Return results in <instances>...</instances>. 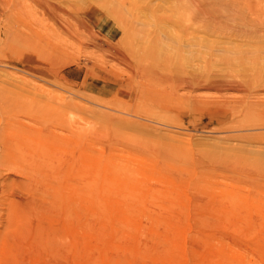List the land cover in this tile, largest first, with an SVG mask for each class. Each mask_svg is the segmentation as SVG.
<instances>
[{"label":"rangeland","instance_id":"374dc122","mask_svg":"<svg viewBox=\"0 0 264 264\" xmlns=\"http://www.w3.org/2000/svg\"><path fill=\"white\" fill-rule=\"evenodd\" d=\"M236 2L1 3L0 236L7 228L9 238L26 240L15 238L20 245L13 250L3 243L0 264H264V0L248 12L225 8ZM47 5L63 9L60 30L52 26ZM48 54L55 66L42 58ZM215 80L223 86L213 88ZM39 102L53 108L47 103L46 113L31 114ZM16 128L32 132L30 138L52 136L46 135L47 145L61 160L78 156L87 143L84 149L103 153L119 169V176L109 177L104 209L71 207L83 219L74 233L64 225L58 247L37 242L32 249L38 227L24 225L30 218L22 215L27 235L21 236L19 224L8 221L11 198L10 204L22 200L29 215L35 213L23 208L25 216H37L26 201L41 183H26L37 177L11 164L21 157L22 141L15 138L26 132ZM130 191L138 202L119 204ZM90 221L102 228L99 241L85 232Z\"/></svg>","mask_w":264,"mask_h":264},{"label":"bare ground","instance_id":"6f19581e","mask_svg":"<svg viewBox=\"0 0 264 264\" xmlns=\"http://www.w3.org/2000/svg\"><path fill=\"white\" fill-rule=\"evenodd\" d=\"M45 1V0H44ZM48 1V0H47ZM237 2L235 3V5H230V4H228L227 5V7H225V6H221V7H225V8H228L229 10H233L234 12L233 13H235L237 10H241V8H245V9H247V12H248V10L250 11L254 6H256V5H259L261 2H262V0H239L240 2H239V4L241 3V5H239L238 4V0H236ZM4 2V0L1 2V0H0V6L2 5L1 3H3ZM5 2H7V0H5ZM40 2H41V0H40ZM46 3V2H45ZM253 3H257L256 5H254ZM47 4V3H46ZM45 4V5H46ZM61 5V4H60ZM63 6H66V5H63ZM219 6V5H218ZM2 7V6H1ZM68 7V9H70L69 8V6H67ZM67 7H65V8H67ZM45 9H46V11L48 12V16H49V19L52 21V23H53V25L52 26H54V27H59V30H60V26H58V21L60 20L59 19V16H61L62 14H59V13H62V10L61 9H59L58 7H54V6H45ZM71 9H72V7H71ZM70 9V10H71ZM222 9H224V8H222ZM244 9V10H245ZM255 9V8H254ZM253 9V10H254ZM61 10V11H60ZM198 10V9H197ZM200 10V9H199ZM229 10H227L229 13H230V11ZM253 10H252V12H253ZM10 12V11H9ZM241 13V12H240ZM64 15V14H63ZM197 15H199L200 16V18H203L204 17V14H197ZM62 17V16H61ZM249 17H251V16H249ZM252 18H254L253 16H252ZM253 20H255V19H253ZM252 20V21H253ZM78 23V22H77ZM86 24V23H85ZM258 25H260V24H258ZM253 26V25H252ZM251 27V26H250ZM63 28H65V27H63ZM256 28V27H255ZM88 29V28H87ZM78 30H79V26H78ZM187 30V29H186ZM185 29H183L182 31H179L178 32V34H177V36L179 37V38H182L181 37V35H179V33H185V32H187ZM262 31V30H261ZM61 32H63L64 34H67V37L68 36H72V33H70L69 32V30L68 29H61ZM78 32V31H77ZM42 33V32H41ZM262 33V32H261ZM49 34V33H48ZM56 34V33H55ZM183 35V34H182ZM185 35V34H184ZM256 35V34H255ZM254 35V36H255ZM61 36V35H60ZM45 37H47V35L45 36ZM240 37V36H239ZM263 37V36H262ZM248 38V37H247ZM44 39H46V38H44ZM255 39V38H254ZM54 40V39H53ZM52 40V41H53ZM253 40V39H252ZM56 41H57V39H56ZM58 42V41H57ZM56 42V43H57ZM45 45L44 46H46V43L45 42H43ZM54 43V42H53ZM43 46V47H44ZM115 48V47H114ZM41 49V48H40ZM59 49V48H58ZM116 49V48H115ZM49 50L50 51H54V49L52 50V47L50 46L49 47ZM57 50V49H56ZM62 49H60L59 50V53H60V51H61ZM107 50V49H106ZM56 52V51H55ZM115 52V55L118 53H120V52H118L117 51V49H116V51H114ZM117 52V53H116ZM50 53V55H51V53L52 52H49ZM58 53V52H57ZM53 54L55 55V53L53 52ZM113 54V53H112ZM118 54H117V56H118ZM49 54L47 55V56H42V58L45 60V62L50 66L51 65V63L53 64V60H52V58L54 57V55H53V57L52 58H50L49 56H50ZM56 56V55H55ZM113 56V55H112ZM56 57H58V56H56ZM121 57H122V55H121ZM120 57V58H121ZM125 57V56H124ZM116 58V57H115ZM123 58V57H122ZM122 60V59H121ZM127 60V59H126ZM54 61H55V59H54ZM123 61V60H122ZM57 62V61H56ZM121 62V61H120ZM126 62V61H125ZM55 63V62H54ZM54 65V64H53ZM55 66V65H54ZM38 67V66H37ZM58 73V72H57ZM86 76V75H85ZM62 77V76H61ZM198 79H194V82H196ZM213 81V80H212ZM193 82V81H192ZM215 82H216V84L215 85H213V88H215V87H217V88H219V87H222L223 86V84H222V82H223V80L222 81H218V83H217V81L215 80ZM263 82V81H262ZM264 83V82H263ZM230 85V84H229ZM229 85H227L226 87L227 88H230V89H232V87L230 86V87H228ZM261 85V88H263V92H264V84H260ZM215 86V87H214ZM232 86H234V85H232ZM241 86V85H240ZM217 88H216V90H217ZM234 90H239L240 88L237 86V85H235L234 86V88H233ZM232 89V90H233ZM218 90H220V89H218ZM21 94V93H20ZM17 95V94H16ZM22 95V94H21ZM20 95V97H22ZM35 95V94H34ZM33 95V96H34ZM19 96V95H18ZM17 96V97H18ZM27 96V95H26ZM19 97V98H20ZM24 97V96H23ZM29 97V96H28ZM31 98V97H30ZM27 99V98H26ZM48 99V98H47ZM28 100V99H27ZM43 100V99H42ZM22 101V100H21ZM31 101V100H30ZM35 101V99L34 100H32V102H34ZM43 101H45V100H43ZM47 101V100H46ZM37 102V101H36ZM70 102V101H69ZM73 102V101H72ZM48 103V104H47ZM47 103H45V102H39L38 103V105H36V108L34 109V112L33 113H31V114H33V115H35V113L37 112V116L38 115H40L38 112H40L41 111V113H46L47 112V110H48V107L49 106H51L52 108H53V106L52 105H49L50 103L49 102H47ZM58 103V102H57ZM22 104V103H21ZM24 104V103H23ZM34 103H32V105H33ZM36 104V103H35ZM40 104H42V106L40 105ZM49 105L48 107H44L45 105ZM70 104H71V102H70ZM74 104V103H73ZM39 105H40V107H39ZM46 105V106H47ZM58 105H59V103H58ZM68 105H69V103H68ZM67 105V106H68ZM18 106V105H17ZM22 105H20V107H21ZM38 106V107H37ZM33 107H35V106H33ZM61 107V106H60ZM83 107V106H82ZM40 108H44V110H41ZM45 108H47V109H45ZM51 108V109H52ZM77 108V107H76ZM18 109H19V107H18ZM30 109H31V106H30ZM33 109V108H32ZM68 109H69V107H68ZM20 110V109H19ZM28 110H29V108H28ZM35 110H37L36 112H35ZM38 110H40V111H38ZM23 111H25V110H23ZM30 111V110H29ZM44 111V112H43ZM46 111V112H45ZM16 112V111H15ZM19 112H21V110L19 111ZM30 112H32V110L30 111ZM50 109H49V111H48V115L47 114H45L46 116H49L50 115ZM67 113V112H66ZM14 114V113H13ZM20 114V113H19ZM15 115V114H14ZM20 115H22V114H20ZM45 115H41V117H43V118H46L47 120H49L50 118H51V116H50V118L49 117H45ZM54 115V114H53ZM59 115V114H58ZM57 115V116H58ZM30 116V115H29ZM40 117V116H39ZM12 118V117H11ZM35 118V117H34ZM49 118V119H48ZM102 118V117H101ZM9 119V118H8ZM30 119V118H29ZM45 119V120H46ZM73 119V118H72ZM44 120V119H43ZM85 122V121H84ZM63 123V122H62ZM87 123V122H86ZM17 126V125H16ZM81 126V125H80ZM17 128H19V127H17ZM16 128V129H17ZM10 129V128H9ZM8 129V130H9ZM15 129V130H16ZM21 129V128H20ZM19 129V130H20ZM31 129V128H30ZM81 130L83 129V127L82 128H80ZM7 130V131H8ZM11 131H12V133H14L15 134V131L13 132V129H10ZM18 129H17V131H16V133H19V132H21V131H19ZM21 130H24V132L26 131L25 129H21ZM59 130V129H58ZM78 131V130H77ZM84 131V130H83ZM5 132V131H4ZM23 132V131H22ZM27 133V134H26ZM30 133H32V132H25L24 134L25 135H22L21 134V136L19 137H16L14 134V136L13 137H16L15 139H18V140H20V141H22L19 145L20 146H18V152L20 153V154H18V155H21V157H22V155L24 156V154L25 155H28L29 157H17V159H18V161H16V162H14V160L13 161H11L12 163V165H14V166H16V167H20V168H22V169H27V172H28V170H29V172H30V174L32 173V175L34 176V177H37L34 181L32 180L31 182L30 181H28V182H26V180L25 179H27V178H29V176H27V178H24V180H25V182L26 183H29V184H33V182L35 183V182H41V183H36L34 186H35V188L37 187L36 185H39V187H41L42 188V190H40V189H35L34 187H33V189H31L32 191V194L30 195V197H31V200H29L30 202H28V200L26 201L27 203H26V206H28V208H29V210H31L32 208H33V210H34V212L36 211L37 212V216H34V218L33 219H37L40 215H41V220L38 218L37 220L39 221L40 220V222L42 223V224H39L40 226H38L37 224H38V221H37V224L34 222H31V219H32V216L35 214H30V215H32L31 217H29L30 215H29V211H27V209H25V205L22 203V202H20V201H22V200H18L17 202L18 203H21V204H18L15 200H14V202H16V203H14V202H11V204H10V200H12L13 198H11V199H7L8 201H9V203H8V206H9V211L10 212H7V213H9V215L7 216V218H11V219H8V221L10 220L11 222H13V225L15 224H19V226H20V228H18L19 230H21V232L18 230V233L20 234H23L25 231V229H24V227H22L21 226V224L22 223H24L23 221H25L24 219L27 217V219L28 218H30L27 222L28 223H30V224H28L26 221H25V224L24 225H30V226H32V224H33V226L32 227H34V225L36 226V227H38V229L36 228V227H34V228H36L37 229V233H36V230L34 231V235L36 236V237H32V239H34V241L36 242V244H34L33 242H32V240H31V243H32V245H33V247H32V249L34 248V245H37V242H39L41 245H43L44 247L46 246L45 244H47V245H50L51 247H55V246H59V245H61V244H58V243H60L61 242V235H62V233H64L63 231H62V228L64 227V225H65V227H67L66 229H67V231H69V232H73V230H74V232H75V227H77L76 225L78 224V222H81L82 221V219H81V217H83L82 215L80 216V215H78V213H76V212H74L73 210L74 209H72L71 207H73V206H75V207H85V208H87V209H90L91 211H92V209H94V208H96V209H104V206L106 205V203H107V201L105 200V196H106V193L108 192L107 190H108V181H109V177H112L113 175H118L119 176V173H117L118 171H119V169L118 168H116L114 165L112 166V164H110V162L112 161H109L108 160V158H106V156H104V154L102 153V154H100V153H97L96 152V154L94 153V154H92V152H91V150H89L90 148H85V149H88L89 150V152H91L90 154H89V152H86V151H88V150H85L84 149V147H87L88 145H87V143H86V146H82L81 147V150H80V153L78 154V156H74L75 154L77 155V153H73L71 150H69V152H68V155H73L74 157H70L69 158V160L67 159L68 157H66V159H60L59 157H60V155H57V152L58 151H56L55 153L56 154H54L53 152L55 151L54 149H52V148H50V147H48L49 145H47V141H49L50 139H52L51 137L52 136H50V135H48V134H42V136H45L44 138H42V137H39V134L37 135V134H35V135H37V138H32V137H36L35 135L34 136H32L31 138L30 137H28L27 135H29ZM58 133V132H57ZM77 133V132H76ZM79 133V132H78ZM84 133H85V131H84ZM88 133H89V131H88ZM96 133V132H95ZM10 134V133H9ZM6 135V134H5ZM46 135H48L49 136V140L47 139H45L46 138ZM51 135H53L52 133H51ZM80 135H82V134H80ZM97 135V134H96ZM47 136V137H48ZM77 136V135H76ZM88 136V135H87ZM6 137V136H5ZM7 137H9L8 135H7ZM39 137V138H38ZM21 138H22V140H21ZM54 138V137H53ZM57 138V137H56ZM79 138V137H78ZM78 138H76V139H78ZM82 138V137H81ZM13 140V141H15L16 142V140ZM57 140H58V138H57ZM19 141V142H20ZM81 141H83V140H81ZM89 141H91V139L89 140ZM77 142V141H76ZM6 143H7V141H6ZM57 143V142H56ZM53 144H55V141H54V143ZM58 144V143H57ZM76 144V143H75ZM79 144V143H78ZM89 144V143H88ZM79 145H81V144H79ZM90 145V144H89ZM9 146H10V144H9ZM51 146V145H50ZM55 146V145H54ZM93 145H91V147H92ZM99 146V145H98ZM11 147V146H10ZM13 147V146H12ZM25 147V148H24ZM77 147V150H78V148L80 147H78V146H75V148ZM96 147V146H95ZM75 148H72V150L73 149H75ZM83 148V149H82ZM93 148V147H92ZM9 150V149H8ZM28 150V151H27ZM76 150V149H75ZM76 150V151H77ZM7 151V150H6ZM26 151H27V153H26ZM30 151V152H29ZM75 151V152H76ZM12 152V151H11ZM17 152V151H16ZM66 152V153H67ZM13 154V153H12ZM30 154H32V156H33V154H37V157H35V156H31L30 157ZM13 155H16V154H13ZM55 155H57V156H59V157H56ZM67 155V156H68ZM55 156V157H54ZM12 157V156H11ZM62 158V157H61ZM64 158V157H63ZM20 159V160H19ZM10 161V160H9ZM10 165V164H9ZM8 165V166H9ZM23 166H24V168H23ZM5 170V169H4ZM118 170V171H117ZM16 171V170H15ZM26 171V170H25ZM11 172V171H10ZM16 173V172H15ZM26 173V172H25ZM29 174V173H28ZM18 176V175H17ZM33 176H31V177H33ZM16 177V176H15ZM20 177H21V175H20ZM19 177V178H20ZM30 177V178H31ZM33 177V178H34ZM27 180H29V179H27ZM43 181L46 183V185H48V186H44L45 188L43 189V186H40L42 183H43ZM22 182V181H21ZM13 183H16V180H15V182L13 181ZM12 183V184H13ZM23 183H24V181H23ZM28 184V185H29ZM3 185H4V183H3ZM6 185V184H5ZM18 185V184H17ZM24 185H25V183H24ZM27 185V184H26ZM30 185V186H31ZM2 186V185H1ZM20 186V185H19ZM3 187V186H2ZM1 187V188H2ZM27 187V192H28V189H30V188H28V186H26ZM21 188H23V187H21ZM127 190V189H126ZM23 191H26V190H24L23 189ZM136 192L137 191V189L135 190H133V192ZM0 192H2V191H0ZM21 192H22V190H21ZM29 192H30V190H29ZM28 192V193H29ZM127 192V191H126ZM131 192V191H130ZM4 193V192H3ZM5 193H6V191H5ZM26 195H27V193L26 192H24ZM132 193V192H131ZM153 193H155V192H153ZM22 194H23V192H22ZM136 194V193H135ZM135 194H129V193H126L124 196H122V197H120L119 199H118V202H120L119 204H123V205H125V204H127V203H129V204H131V205H133V204H135L136 202H138L137 201V197L138 196H136ZM152 194V193H151ZM24 195V194H23ZM7 196V195H6ZM5 196V197H6ZM19 196V195H18ZM17 196V197H18ZM28 196H29V194H28ZM36 197L37 198H40V199H38L39 201H40V203H38V202H36ZM77 197V198H76ZM20 198H23V196H21ZM84 199L83 200V202H81V199ZM6 199V198H5ZM15 199V198H14ZM24 199V198H23ZM17 200V199H16ZM8 201H6V202H8ZM5 202V201H4ZM38 205H37V204ZM6 204V203H5ZM6 207H7V205H5ZM21 206V207H20ZM24 206V207H23ZM32 207V208H31ZM23 208L25 209V213H28L27 215H29V216H25V213H23L24 212V210H23ZM8 209V208H7ZM6 209V210H7ZM5 210V211H6ZM80 210V209H79ZM8 211V210H7ZM87 211H89V210H87ZM101 211V210H100ZM93 212V211H92ZM91 212V213H92ZM103 212V211H102ZM38 213H39V216H38ZM86 213V212H85ZM90 213V214H91ZM95 213V212H94ZM93 213V214H94ZM88 214H89V212H88ZM92 214V215H93ZM6 215V214H5ZM22 215H24V217L22 216ZM97 215H99V223H101V222H103L104 221V216H103V214L102 213H100V214H97ZM80 216V217H79ZM95 216H96V213H95ZM88 217V216H87ZM6 218V217H5ZM7 218L5 219V220H7ZM21 218H23V220L21 219ZM26 219V220H27ZM32 219V221H36V220H33ZM78 219H80V220H78ZM30 221V222H29ZM15 222V223H14ZM6 223L7 222H5V226H6ZM27 223V224H26ZM98 223V224H99ZM81 224V223H80ZM3 225V224H2ZM8 225H9V223H8ZM44 227H43V226ZM17 227H18V225H16ZM42 226V227H41ZM79 226V225H78ZM85 229H86V231L85 232H87V234H88V236H89V233L91 234V239H92V241H99V239L100 238H103V236H102V234H101V230L100 229H102L99 225H96L94 222H92V221H90V222H87L85 225ZM99 226V227H98ZM1 227V226H0ZM14 227V226H13ZM12 227V228H13ZM29 227V226H28ZM39 227L41 228V229H39ZM10 228H11V226H10ZM33 228V229H34ZM8 229H9V227H8ZM32 229V228H31ZM12 230V229H11ZM11 230H10V232H6L7 231V228H6V230H3L2 232L4 233L3 235H4V237L5 238H3L5 241H3V240H1V242H2V244H1V242H0V248L1 247H3V248H5L4 249V251H3V248H1L0 249V251H2L3 252V254H4V252L6 251V249H7V247L9 246V247H11V249L13 250V249H15V244L17 243V241H16V243L14 242L15 240V238H17V237H15L14 236V239H13V236L11 237L10 236V238H11V240H10V238L8 237L9 235H11V234H9V233H11ZM27 230V229H26ZM30 230V229H29ZM79 230V229H78ZM9 231V230H8ZM32 231V230H31ZM80 231H83V230H81L80 229ZM73 232V233H74ZM9 234V235H6V234ZM29 233V232H28ZM77 233V232H76ZM75 233V234H76ZM2 234V233H1ZM12 234L14 235V230H13V232H12ZM20 234V235H21ZM31 234V233H30ZM2 235V236H3ZM6 235V236H5ZM26 235H27V233H26ZM25 235V233L23 234V235H21V236H26ZM33 235V236H34ZM105 235V234H104ZM2 236H0L1 237V239H2ZM32 235H30V237H31ZM74 236V235H73ZM72 236V237H73ZM85 236V235H84ZM102 236V237H101ZM29 237V238H30ZM75 237H76V235H75ZM74 237V238H75ZM7 238V239H6ZM8 238H9V240H10V243H9V241H8ZM28 238V237H27ZM74 238H73V240H74ZM87 238V237H86ZM89 238V237H88ZM20 239V242L22 241V239L21 238H19ZM18 238H17V240H19ZM25 240H26V238H24ZM24 239H23V241H24ZM7 240V241H6ZM14 243H13V242ZM22 241V242H23ZM29 241V240H28ZM25 242V244L26 243H29L30 245H31V243L30 242ZM7 243V245L6 244H3V243ZM20 242H18V243H20ZM11 243H13V245L11 244ZM17 243V246L18 245H20V244H18ZM99 244V243H98ZM3 245H6L7 247H4ZM11 245V246H10ZM22 246V245H21ZM28 247H29V245H28ZM37 247V246H36ZM47 247V246H46ZM49 247V246H48ZM19 248V247H18ZM22 249V248H21ZM36 249V248H35ZM95 249V248H94ZM101 249V248H100ZM8 250L10 251V249L8 248ZM12 250H11V252H12ZM25 251V250H24ZM28 251H30V247H29V249H28ZM38 251V250H37ZM54 252H57V251H54ZM9 253V252H8ZM17 255V254H16ZM1 256H2V254H1ZM55 256H57L56 254H55ZM37 257H39V256H37ZM11 258V257H10ZM8 263V262H7Z\"/></svg>","mask_w":264,"mask_h":264}]
</instances>
